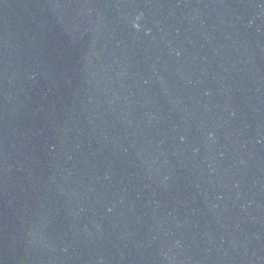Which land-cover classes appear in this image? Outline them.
<instances>
[{
  "label": "water",
  "instance_id": "1",
  "mask_svg": "<svg viewBox=\"0 0 264 264\" xmlns=\"http://www.w3.org/2000/svg\"><path fill=\"white\" fill-rule=\"evenodd\" d=\"M0 264H264V0H0Z\"/></svg>",
  "mask_w": 264,
  "mask_h": 264
}]
</instances>
